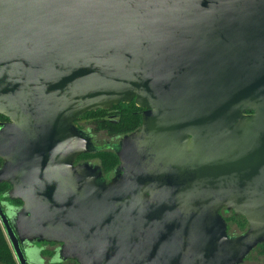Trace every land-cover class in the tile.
<instances>
[{"label": "water", "instance_id": "water-1", "mask_svg": "<svg viewBox=\"0 0 264 264\" xmlns=\"http://www.w3.org/2000/svg\"><path fill=\"white\" fill-rule=\"evenodd\" d=\"M132 102L108 183L76 122ZM0 115L18 264L35 243L78 264H242L264 243V0H0Z\"/></svg>", "mask_w": 264, "mask_h": 264}, {"label": "trees", "instance_id": "trees-1", "mask_svg": "<svg viewBox=\"0 0 264 264\" xmlns=\"http://www.w3.org/2000/svg\"><path fill=\"white\" fill-rule=\"evenodd\" d=\"M142 115L143 109L139 108L135 102L130 104L121 103L118 106H114L110 110H99L95 112H90L77 120V125L80 128H83L80 124L81 122H94L97 123L101 130L108 132L111 135L116 137H124L129 135L138 129L142 125ZM8 119L0 115V122H7ZM98 160L102 169L106 173H112L119 166V158L112 147H104L99 149L97 152L91 154L82 155L78 159V163L86 160ZM3 165V160L0 158V167ZM11 189L9 184L0 185V202L3 205L10 207L11 205L19 208L22 206L20 201H10L7 198V193ZM228 221L237 222L239 228L244 232L248 226V223L244 217L232 218ZM55 246L59 247L58 244L54 243H35L30 245L33 247V250H28V256L31 255V260L34 259L32 254L39 255V262L43 261V257H50L51 264H78L75 261H62L59 259L58 250L57 252L52 250H44L43 246ZM29 247V248H30ZM260 247H264V243ZM59 249V248H58ZM35 264V260L32 261ZM32 263V264H33ZM0 264H18L12 247L6 237L4 228L0 222Z\"/></svg>", "mask_w": 264, "mask_h": 264}, {"label": "rangeland", "instance_id": "rangeland-1", "mask_svg": "<svg viewBox=\"0 0 264 264\" xmlns=\"http://www.w3.org/2000/svg\"><path fill=\"white\" fill-rule=\"evenodd\" d=\"M80 125L85 129V131H88L90 133V135L92 136L93 140H95L99 146H105L107 144L108 147H112V146L118 144V137H116L114 135H111V134H109L108 132H106L104 130H101L97 123H94V122H81ZM90 162L93 165H99L100 164L99 161L95 160V159L91 160ZM4 209H5L6 213L9 215L10 208L7 205H4ZM232 222H228V223L232 224ZM238 231L239 230L237 229V227H231V232H238ZM237 234H239V232ZM42 249H44V250H52V251L55 252V251H57L58 246L57 247H55V246L52 247V246H45L44 245L42 247ZM28 250H29V248H26L27 253H28ZM33 256H34L33 260H35V264H51V258L50 257H43V261L39 262V259H40L39 255L34 253ZM29 260H30V262L32 264L33 260H31L30 257H29ZM263 261H264V247H259L250 255V257L244 262V264H263Z\"/></svg>", "mask_w": 264, "mask_h": 264}, {"label": "flooded vegetation", "instance_id": "flooded-vegetation-1", "mask_svg": "<svg viewBox=\"0 0 264 264\" xmlns=\"http://www.w3.org/2000/svg\"><path fill=\"white\" fill-rule=\"evenodd\" d=\"M83 130H85L84 128H82ZM86 132H88V131H86ZM89 133V132H88ZM90 134V133H89ZM92 137V136H91ZM93 139V138H92ZM122 139V137H118V144H119V142H120V140ZM93 142H94V145H95V147L97 148V149H101V148H104V147H108L107 146V144L105 145V146H99L98 144H97V142L95 141V140H93ZM91 160H86V161H81L80 163H85V162H90ZM91 163V162H90ZM100 165V164H99ZM101 166V165H100ZM119 167V166H118ZM118 167L116 168V170L114 171V172H112V173H106V172H104V170L102 169V172H103V176H104V180L106 181V182H111L112 181V179L117 175V169H118ZM102 168V167H101ZM10 207H13V208H16V207H14V206H10ZM9 207V208H10ZM220 213H221V215L224 217V219L226 220V222H227V225H228V234L231 236V237H235V236H239V235H242V234H244L247 230H248V228H249V224H248V228L243 232V231H241V229L239 228V225H238V223L237 222H232V221H228V220H230V219H232V218H240L241 216H236L235 214H234V212H232V211H228L227 209H222L221 211H220ZM228 222H232V224L231 223H228ZM238 225V226H237ZM231 227H237V229L239 230L238 232H239V234H237L238 232H231ZM261 245H259L257 248H259ZM30 247V246H29ZM28 247V248H29ZM34 247V246H33ZM33 247H30L29 248V250H33ZM60 247V246H59ZM58 247V248H59ZM256 248V249H257ZM255 249V250H256ZM58 250V249H57ZM254 250V251H255ZM253 251V252H254ZM57 252V251H56ZM252 252V253H253ZM251 253V254H252ZM250 254V255H251ZM250 255H249V257H250ZM30 257H31V255H30ZM32 257H33V254H32ZM248 257V258H249ZM247 258V259H248ZM246 259V260H247ZM245 260V261H246ZM244 261V262H245ZM244 262L242 263V264H244ZM263 264H264V261H263Z\"/></svg>", "mask_w": 264, "mask_h": 264}]
</instances>
